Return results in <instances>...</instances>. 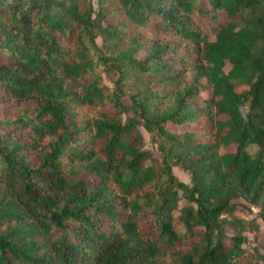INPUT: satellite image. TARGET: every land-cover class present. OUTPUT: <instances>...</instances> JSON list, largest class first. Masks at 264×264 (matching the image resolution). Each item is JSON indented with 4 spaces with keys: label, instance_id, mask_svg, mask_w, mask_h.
<instances>
[{
    "label": "trees",
    "instance_id": "obj_1",
    "mask_svg": "<svg viewBox=\"0 0 264 264\" xmlns=\"http://www.w3.org/2000/svg\"><path fill=\"white\" fill-rule=\"evenodd\" d=\"M252 208L264 0H0V264H264Z\"/></svg>",
    "mask_w": 264,
    "mask_h": 264
},
{
    "label": "rangeland",
    "instance_id": "obj_2",
    "mask_svg": "<svg viewBox=\"0 0 264 264\" xmlns=\"http://www.w3.org/2000/svg\"><path fill=\"white\" fill-rule=\"evenodd\" d=\"M141 131L144 135L145 147L151 149L157 156L155 142L143 128H141ZM173 170L180 181L187 185H191V176L184 172L180 166H174ZM185 205H187V202L182 200L180 208ZM223 218H226L229 221L225 226V230L229 235L235 234L238 230L235 226L230 225V221H233L234 219L245 220L244 228L242 229L247 238L244 244L245 250L254 255L264 256V219L261 216L259 208H252L245 211L238 209L233 216L225 214Z\"/></svg>",
    "mask_w": 264,
    "mask_h": 264
}]
</instances>
